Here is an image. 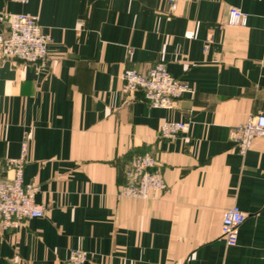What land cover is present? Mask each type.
Returning a JSON list of instances; mask_svg holds the SVG:
<instances>
[{
  "label": "crops",
  "instance_id": "obj_1",
  "mask_svg": "<svg viewBox=\"0 0 264 264\" xmlns=\"http://www.w3.org/2000/svg\"><path fill=\"white\" fill-rule=\"evenodd\" d=\"M232 7L244 26L227 24ZM2 13L37 16L49 43L45 69L0 60V158L28 134L23 182L44 209L0 225V264H62L74 249L86 264H264V139L240 155L230 136L264 114V0H179L173 13L166 0H0ZM157 63L193 91L172 109L122 92L124 69ZM165 121L185 128L163 139ZM138 155L167 186L148 200L117 194ZM232 206L246 218L229 247Z\"/></svg>",
  "mask_w": 264,
  "mask_h": 264
},
{
  "label": "built area",
  "instance_id": "obj_2",
  "mask_svg": "<svg viewBox=\"0 0 264 264\" xmlns=\"http://www.w3.org/2000/svg\"><path fill=\"white\" fill-rule=\"evenodd\" d=\"M26 4L28 0H8ZM170 13L177 9L179 0H166ZM247 14L237 8H230L227 24L244 26ZM0 23L6 31L0 34V60H18L22 63L36 65L37 69L47 67V45L49 36L43 32L37 16L27 14L0 15ZM194 36L193 31H186L188 40ZM208 40L205 43L207 48ZM122 92L133 94L140 91L143 100L152 109L168 110L175 107L178 99L193 91L188 84L172 77L163 63L150 66L146 71L124 69L121 74ZM185 128L181 122L165 121L159 127V136L163 139L176 138ZM231 139L236 143L240 155H244L255 139H264V114L251 115L247 121L231 130ZM28 134L21 142V154L16 159L0 158L3 166L11 176L0 181V225L6 229L25 219L41 218L44 209L35 203L37 187L23 182V167L27 149ZM125 184L118 188L119 197L148 200L154 193L163 192L167 186L157 163L150 155L131 157L126 165ZM246 215L237 206L228 208L220 223V236L227 246L237 244L238 230ZM87 253L74 249L62 264H86Z\"/></svg>",
  "mask_w": 264,
  "mask_h": 264
}]
</instances>
